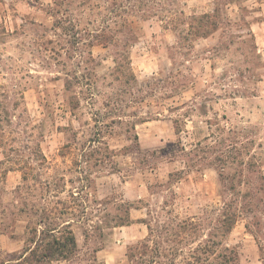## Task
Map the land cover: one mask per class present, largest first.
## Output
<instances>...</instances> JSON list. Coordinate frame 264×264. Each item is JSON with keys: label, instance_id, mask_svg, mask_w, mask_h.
Wrapping results in <instances>:
<instances>
[{"label": "rangeland", "instance_id": "1", "mask_svg": "<svg viewBox=\"0 0 264 264\" xmlns=\"http://www.w3.org/2000/svg\"><path fill=\"white\" fill-rule=\"evenodd\" d=\"M254 2L232 0L201 36L184 22L215 0H0V264H39L23 255L41 217L71 221L78 250L40 264H131L148 237L166 264L210 234L264 264Z\"/></svg>", "mask_w": 264, "mask_h": 264}, {"label": "trees", "instance_id": "2", "mask_svg": "<svg viewBox=\"0 0 264 264\" xmlns=\"http://www.w3.org/2000/svg\"><path fill=\"white\" fill-rule=\"evenodd\" d=\"M231 2L232 0H215L216 7L214 13H206L200 18L195 16L189 18V22H184V24L188 23L187 33L201 36H206L211 33L213 29H216L219 26L217 16L223 12L224 6L230 4ZM181 13H183V11H181ZM173 14L174 13L169 16V21H171V23L176 22H174V19L172 18ZM204 19L206 21H204ZM177 24L178 22L175 25ZM118 64L119 66L117 67L120 68V62H117V65ZM130 75L133 79V74L131 73ZM240 207L241 205H239L236 200L234 202L231 201L224 204L219 218V229L223 236H226L236 223L238 217L240 216ZM130 208L131 207H129V209ZM129 209L127 211H129ZM129 222H131V220L129 217H127L119 223L122 225L128 224ZM182 222L183 224H181L180 227L185 230L188 226V222L187 220H183ZM193 230L190 235L194 233ZM29 235L30 236L27 239L28 244H26L24 247L23 255V258L27 261L31 259L32 261L40 264L51 261L69 260L77 253L78 242L72 229L71 221L64 224L63 226H60L55 220L49 219L48 217H41L39 222L36 224L33 223L29 226ZM178 235L181 238H185L188 234L186 233V235H182L180 233ZM150 239L151 238L148 237L143 242L139 243V247L141 248L139 252L132 250L129 251L128 256L131 264L132 262L134 264V259L139 253L142 254L139 258L141 260H137L135 264H159L161 262V258L164 254L160 253L159 247L158 252L156 251L153 253V251L150 250ZM217 244L218 242L213 239V234H210L204 243L199 242L197 247L190 249L187 253L176 252L169 260H167L168 262L165 263L170 264V262H179V264H238V252L234 247L224 246L223 252H217V250L213 248ZM142 247L144 249H142ZM177 255L179 256V259ZM147 256L148 258H146Z\"/></svg>", "mask_w": 264, "mask_h": 264}, {"label": "crops", "instance_id": "3", "mask_svg": "<svg viewBox=\"0 0 264 264\" xmlns=\"http://www.w3.org/2000/svg\"><path fill=\"white\" fill-rule=\"evenodd\" d=\"M254 4L258 6L256 9L257 18L255 22L253 23V29L254 25H257L259 29H264V0H254Z\"/></svg>", "mask_w": 264, "mask_h": 264}]
</instances>
